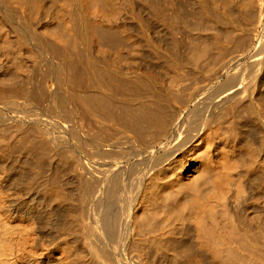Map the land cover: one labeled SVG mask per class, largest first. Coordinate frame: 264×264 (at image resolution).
Listing matches in <instances>:
<instances>
[{
    "label": "bare ground",
    "instance_id": "obj_1",
    "mask_svg": "<svg viewBox=\"0 0 264 264\" xmlns=\"http://www.w3.org/2000/svg\"><path fill=\"white\" fill-rule=\"evenodd\" d=\"M0 264H264V0H0Z\"/></svg>",
    "mask_w": 264,
    "mask_h": 264
}]
</instances>
